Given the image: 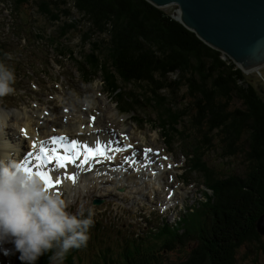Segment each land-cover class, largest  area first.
I'll use <instances>...</instances> for the list:
<instances>
[{
  "label": "trees",
  "instance_id": "1",
  "mask_svg": "<svg viewBox=\"0 0 264 264\" xmlns=\"http://www.w3.org/2000/svg\"><path fill=\"white\" fill-rule=\"evenodd\" d=\"M47 1L57 9H65L69 2ZM72 2L99 42L90 43L92 48L86 54L89 80L83 84L99 78L122 114L134 117L137 110L149 109L157 127L166 129L167 133L162 134L166 144L177 140L180 147H190L198 155L193 161L199 160L205 168L204 186L212 195H206L207 200L200 201L175 226L159 228L154 235L159 243L146 240V253L154 251V260L149 264H158L155 256L162 259L160 253L180 251L189 242H196V248L187 252L186 260L179 264H236L242 245L262 243L264 237L256 228L264 214V99L231 59L147 0ZM164 99L169 100L166 105L173 103L174 111L185 113L182 108L188 105V117H182L180 123L179 118L169 114L170 122H164ZM215 141L224 159L244 157L242 174L222 169L216 172L215 167L206 165L201 157L214 151ZM190 162L188 159L187 169ZM97 223L89 231L94 240L90 252L102 250L101 244L97 247L96 226L100 221ZM129 241L123 238L121 252L115 251L117 244L107 245L97 258L104 264H147L144 252L138 253L141 244L133 247ZM51 255L42 256L38 264H50ZM74 256L81 261L78 253Z\"/></svg>",
  "mask_w": 264,
  "mask_h": 264
},
{
  "label": "rangeland",
  "instance_id": "2",
  "mask_svg": "<svg viewBox=\"0 0 264 264\" xmlns=\"http://www.w3.org/2000/svg\"><path fill=\"white\" fill-rule=\"evenodd\" d=\"M37 8H41L38 10L43 11L44 15H40ZM163 10L174 19L180 14L177 6ZM94 42L99 44L88 24L73 6L72 0H69L65 9L54 8L47 0H0V62L6 61L5 64L14 69L16 75L13 85L15 92L0 98V114L9 115L6 123L4 116L0 115V129L10 132L11 130L8 129H12L13 126V133L19 134L18 139L25 140L18 126L25 123L28 128H32L36 124L33 117L27 116L40 114L44 117L43 121L50 119L53 122L56 120L66 122L68 118L69 122L76 123L84 119L85 125L89 126L97 123L104 115L105 120L97 123L100 128L101 125L108 123L107 127L111 134L122 131L121 135L116 136L122 142H125L122 137L127 136L129 141L124 145L109 143V139H103V145L109 146L111 152L115 154L107 153V158L103 160L97 156L87 164L81 163L82 159H80L81 164H75L73 170H71L73 166L67 170L75 174L76 187L58 188L60 191L57 192V195L68 203L69 212L75 214L83 211L85 216L91 212L94 222L91 232L94 224L98 225L97 222L100 221L99 226H96L99 229V233L96 234L97 247L101 244V249L104 250L107 244L111 246L118 244L121 249L115 247V251L121 252L125 245L123 238H129L131 246L134 239L137 243L146 242L145 238H141L146 237L151 230L158 231L162 220L175 224L185 211H190L191 206H196L200 201L205 202V199L207 200L205 196H211L212 193L211 190L207 191L206 185L204 186L205 168L201 167L199 160L193 161L195 154L198 158L196 151L188 146L180 147L177 140L166 144L162 136L167 133L166 129L157 127L158 124L154 122L155 115L151 114L149 109L137 110L138 113L144 111V114L135 113L134 117L122 114L113 99L103 91L99 79L88 85L83 84V81L89 80L90 70L87 68L86 54L92 48L90 43ZM103 58L108 60L105 56ZM243 72L246 81L264 99V64ZM118 83L116 84L119 85ZM167 101L169 100H161L164 103L162 106L164 122L169 121V114L174 115L175 119L179 118L180 123L182 117H188L190 112L187 109L188 105L182 108L185 111L182 113L179 109L173 110V103L166 105ZM237 106H240V103H237ZM44 128L51 129L49 124ZM95 129L100 130L97 127ZM87 138L89 139L85 136L81 144ZM9 139L12 142L18 140L14 135ZM215 142L214 151L201 157L204 158L206 165L215 167L214 171L222 169L242 174L246 166L244 157L224 159L219 144ZM128 145L131 147H127ZM90 146L98 145L90 144ZM26 148L28 150L29 147ZM116 148L123 149L114 151L113 149ZM15 149L21 156L23 146L21 152L20 144ZM146 149L160 154L154 156L151 153L148 157H158V159L161 157L165 163L164 165L161 163L160 168L164 178L163 180L159 178V181L153 179V183L139 180L138 184L135 180L138 177L143 178L144 175H137L136 172L138 166L145 161L143 155ZM133 155L137 157L131 161ZM121 159H125L124 165ZM188 159L191 162L187 169ZM194 165L196 168L192 169L191 166ZM50 166L60 174L59 167L55 163ZM117 166H119L118 180L115 179L117 176L113 175L118 169ZM122 169L124 171L121 173ZM149 169L150 172L154 170L157 172L158 168L154 166ZM125 172L127 174L124 177ZM96 200H100L101 204H95ZM168 208L171 209L167 210ZM261 242L242 245L237 252L236 264H264V237ZM90 243L94 244V240L89 233L87 245L81 249H73L79 254L81 261H78L74 256L75 252L71 250L63 264H104L97 258V253L102 250L95 249L90 253ZM193 248H196V242H189L186 247H180V251L178 249L165 251L160 253L162 259L156 256L155 258L158 264H179L186 260V253ZM4 249L8 250V254L5 255L4 250L0 249V264H17L19 253H14L10 244L4 245ZM138 252L140 253L141 250Z\"/></svg>",
  "mask_w": 264,
  "mask_h": 264
},
{
  "label": "clouds",
  "instance_id": "3",
  "mask_svg": "<svg viewBox=\"0 0 264 264\" xmlns=\"http://www.w3.org/2000/svg\"><path fill=\"white\" fill-rule=\"evenodd\" d=\"M14 69L0 62V98L13 94ZM61 196L45 189L38 175L22 162L0 157V249L12 245L21 264H38L51 252L50 264H63L73 249L85 247L93 227L92 214L71 213Z\"/></svg>",
  "mask_w": 264,
  "mask_h": 264
},
{
  "label": "water",
  "instance_id": "4",
  "mask_svg": "<svg viewBox=\"0 0 264 264\" xmlns=\"http://www.w3.org/2000/svg\"><path fill=\"white\" fill-rule=\"evenodd\" d=\"M157 8L177 6L179 21L242 71L264 64V0H147ZM95 204H101L96 200ZM264 236V214L256 225Z\"/></svg>",
  "mask_w": 264,
  "mask_h": 264
},
{
  "label": "bare ground",
  "instance_id": "5",
  "mask_svg": "<svg viewBox=\"0 0 264 264\" xmlns=\"http://www.w3.org/2000/svg\"><path fill=\"white\" fill-rule=\"evenodd\" d=\"M0 115L4 116L3 119H4L5 123H6V118L9 115L8 114H0ZM27 117H33V119L36 120V124L32 128H28V125H26L25 123L18 126V128L20 130L23 129V130L27 131V136H25L22 133V131H21L22 136L25 138V140L18 139L19 134L17 133V135H15L13 133V131H12V129L14 128L13 126H12V129H8V130H11L10 132L9 131H4L3 129H0V153H1V157L14 159L17 162H22V164H23L25 159L28 157V153H33L34 155L35 154H39V150H40L41 145H43L46 148H50L52 146L51 145V138L52 137H58V136L66 137L67 138L66 142L70 141V140H76L80 144H81L82 139L85 136H88L89 139L88 138L84 139L83 140V144L84 145H89V146H90V144L103 145V142H102L103 139H109V143H113V144H117V145H124V143L126 141L127 142L129 141L127 136H123L122 137V139L125 142H122L121 140L116 138V136H119V135H121L123 133L122 131H119V133L116 132L115 134H111V132L109 131V127H107L108 123H106L105 125H101L102 126L101 128L99 127V125L97 123L101 122L103 119L105 120V116L104 115H103V117H100L98 119L97 123L96 122H95V124L93 123L94 125L93 124L92 125L89 124V126L85 125L86 122H85L84 119H83L82 122L81 121H79V122L77 121L75 123V121L74 122H69L68 118H67V121L65 120L66 122H63V121L61 122V121H57V120H56V122H53L50 119H44V121H43L44 117H42V115H40V114H37L35 116H27ZM10 118H12V117H10ZM94 121H96V120H94ZM116 122L117 121H115V123ZM44 124L45 125L49 124L51 129L46 130L44 128V126H45ZM2 125H4V124H2ZM94 126L99 128L100 130L95 129L96 127H94ZM111 127H113V126H111ZM98 133H100V134H98ZM13 135L18 139V140L15 139L16 142H12V140L9 139V137H13ZM18 144H20V152H21V148L23 146V152H21V156L15 151L16 150L15 147ZM34 144L36 145L35 148L32 147V145H34ZM8 145H13V147H8ZM26 146L29 147L28 150H26L27 149ZM36 151H38V152H36ZM134 152H136V151L134 150ZM151 153H153L154 156L160 155L159 153L156 154V152H154L152 150L150 151V153H147V154L145 153L143 155L145 161H144V163L141 164V166H138L136 174L137 175L138 174H142V175H144V177L143 178L138 177L137 179L135 178L136 179L135 181L137 183L139 182V180H144V181L153 183L154 180L159 181V178H161V180H163V178H164V173L160 169L161 168V163L163 165L165 164L164 161L161 160V157L159 159H158V157H148V155L151 154ZM109 154H111V153H109ZM136 157H137V155H133L130 158V160L132 161ZM81 159L83 160V157H81ZM159 160H161V161H159ZM121 161L123 162L122 165H124L125 164V159H121ZM81 163H79V160H77V162H76V164H81ZM128 163H126V165ZM109 164H112V162H109ZM71 166H73L72 169H71V170H73L75 165H72V164H69L67 166L66 170L59 168L60 174L57 173L55 171V169H53L51 166H47V165L45 166V168L43 170L48 172L50 175H52L54 181H59V184L57 185V187L55 189H50L51 192H53L55 194H58L57 192L60 191L58 188H65V189L72 188L73 189V188L76 187L77 178L73 182H71L72 180L68 181V179L65 178L69 172H72L71 170L69 172H67V170ZM154 166L156 167V169L158 168L157 172L155 170L153 172H150L149 168L150 167L154 168ZM30 167H32L33 170H35V160H34V158L32 160V164L30 165ZM106 171H107V169H106ZM123 171L124 170L122 169L121 173ZM144 171L146 173H144ZM113 173H115V172H113ZM78 174H79V172H78ZM125 174H127V173L126 172L124 173V177L126 176ZM64 175H65V177H64ZM115 179L118 180V176ZM158 185L160 186L159 182H158Z\"/></svg>",
  "mask_w": 264,
  "mask_h": 264
},
{
  "label": "snow or ice",
  "instance_id": "6",
  "mask_svg": "<svg viewBox=\"0 0 264 264\" xmlns=\"http://www.w3.org/2000/svg\"><path fill=\"white\" fill-rule=\"evenodd\" d=\"M95 118H93L94 120ZM22 133L27 136L26 130H21ZM67 138L64 136L52 137L51 138V147L46 148L41 145L39 154L28 153V157L23 163L24 171L28 174H35L40 177L42 182L45 185L46 190L55 189L59 184V181H54L52 175L43 169L45 166H50L55 163L60 169H65L69 164L75 165L77 160H80L83 157L82 163L87 164L90 160H94L97 156L107 158L105 153L108 150L107 146L98 145L92 147L89 145L80 144L76 140L67 141ZM33 148L36 145H32ZM127 147H131L128 145ZM114 151H121V149L116 148ZM126 150V149H125ZM151 149H146L145 153L150 152ZM35 160V170H33L30 165L32 160ZM65 178L73 179L74 176H66Z\"/></svg>",
  "mask_w": 264,
  "mask_h": 264
}]
</instances>
